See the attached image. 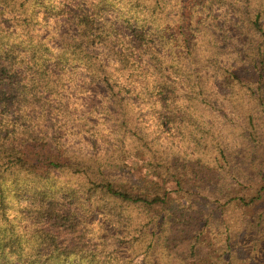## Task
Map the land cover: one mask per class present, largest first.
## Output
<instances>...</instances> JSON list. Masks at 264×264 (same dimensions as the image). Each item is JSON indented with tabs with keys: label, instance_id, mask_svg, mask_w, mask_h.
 <instances>
[{
	"label": "trees",
	"instance_id": "obj_1",
	"mask_svg": "<svg viewBox=\"0 0 264 264\" xmlns=\"http://www.w3.org/2000/svg\"><path fill=\"white\" fill-rule=\"evenodd\" d=\"M263 114L264 0H0V264H264Z\"/></svg>",
	"mask_w": 264,
	"mask_h": 264
},
{
	"label": "rangeland",
	"instance_id": "obj_2",
	"mask_svg": "<svg viewBox=\"0 0 264 264\" xmlns=\"http://www.w3.org/2000/svg\"><path fill=\"white\" fill-rule=\"evenodd\" d=\"M92 104V102H88L87 107L85 108V110H88V107ZM84 109L82 111H80L81 113H85ZM262 117L264 118V114L262 115ZM239 134H236V137L233 138V140L231 141L232 144L234 145H239ZM257 143L259 144V146L262 148V159L264 160V130L263 133L260 135V139L257 141ZM254 217H255V221L257 222V224H264V202L263 205L260 207H257L256 209L254 208ZM163 245H159V247L156 250V261L157 264H169L168 258H167V254L165 251V248L162 247ZM136 264H142L141 261H137Z\"/></svg>",
	"mask_w": 264,
	"mask_h": 264
}]
</instances>
